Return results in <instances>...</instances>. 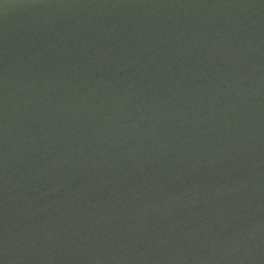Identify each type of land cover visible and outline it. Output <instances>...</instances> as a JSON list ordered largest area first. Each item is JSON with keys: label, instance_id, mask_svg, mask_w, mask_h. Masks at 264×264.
Returning a JSON list of instances; mask_svg holds the SVG:
<instances>
[{"label": "water", "instance_id": "water-1", "mask_svg": "<svg viewBox=\"0 0 264 264\" xmlns=\"http://www.w3.org/2000/svg\"><path fill=\"white\" fill-rule=\"evenodd\" d=\"M0 264H264V0H0Z\"/></svg>", "mask_w": 264, "mask_h": 264}]
</instances>
